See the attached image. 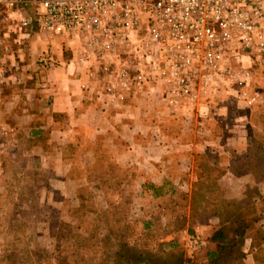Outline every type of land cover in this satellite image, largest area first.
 <instances>
[{
  "label": "rangeland",
  "instance_id": "1",
  "mask_svg": "<svg viewBox=\"0 0 264 264\" xmlns=\"http://www.w3.org/2000/svg\"><path fill=\"white\" fill-rule=\"evenodd\" d=\"M8 28L15 37L12 47L21 76L6 89L0 100V264H120L115 259L122 244L149 252L159 262L175 263L178 254L182 253L183 264H188V259H191L190 264H207V253L216 246L211 241L218 223L213 224L211 219L216 210L227 217L231 214L230 218L240 210L241 216L250 219L242 246L243 262L264 264V132L255 133L253 126L241 119L242 132L237 133L236 140L245 142L244 146L232 142L229 149L198 152L195 169H202L206 178L192 180L190 188H186L183 180H151L145 174L150 167L139 163H135V167L140 171L134 170L132 165L123 171L112 162L107 174L98 162L85 173L77 165L66 174L56 159L48 165L37 156L18 152L22 131L16 134L10 125L28 113L22 101L24 88L35 82L39 72L32 65L40 63L43 52L56 59L52 47L75 46L62 38L53 40L48 34L17 25H8ZM28 64L30 67L26 68ZM39 66L45 74L46 67ZM259 66L257 63L256 68ZM222 90L210 99L212 105L224 97L226 91ZM137 96L146 98L140 104L143 110L156 109L155 115H147L149 117L144 121L155 124L149 128L145 140L151 134L156 146L164 144L168 130L163 127L164 117H172L175 122L180 120L177 124L169 123L172 132L190 127V123L195 126L198 122L199 127L202 126L204 120L196 114L174 111L154 93L141 91ZM14 97L10 106L8 102ZM230 97L225 102L231 112L245 113L251 106L236 95ZM227 131L222 134L231 136L232 133ZM193 132L197 138L204 136L200 128ZM137 133L140 139L144 127ZM175 135L173 145L180 142L179 135ZM163 150L165 155L168 148L163 147ZM140 153L142 157L146 156ZM216 156L222 161L228 159L230 166L240 173L248 169L253 171L254 179L218 180L224 167L204 162V158L208 161ZM240 187L244 189L238 198L241 203L222 205L227 199L225 194ZM194 234L200 235V246L196 249L189 246L188 240Z\"/></svg>",
  "mask_w": 264,
  "mask_h": 264
},
{
  "label": "built area",
  "instance_id": "2",
  "mask_svg": "<svg viewBox=\"0 0 264 264\" xmlns=\"http://www.w3.org/2000/svg\"><path fill=\"white\" fill-rule=\"evenodd\" d=\"M8 25L73 44L89 74L102 69L103 93L117 105L149 91L201 119L224 85L249 86L264 59V0H0V100L21 76ZM41 62L56 66L45 52ZM236 90L249 105L262 98ZM188 240L200 246V235Z\"/></svg>",
  "mask_w": 264,
  "mask_h": 264
},
{
  "label": "crops",
  "instance_id": "3",
  "mask_svg": "<svg viewBox=\"0 0 264 264\" xmlns=\"http://www.w3.org/2000/svg\"><path fill=\"white\" fill-rule=\"evenodd\" d=\"M51 50L58 66L50 69L46 67L44 74V70H41L42 67L39 66L43 65L41 58L39 64L32 65V68L39 72H37L35 82L24 88L25 94L22 101L24 110H28V113L19 116L17 123L10 125V129L16 134L22 131L18 138V152L26 156H37L39 160L46 161L48 165L52 163V159H56L60 163V169L66 174L77 165L81 166V170L85 173L88 167H93L98 162L102 163L103 173L107 174L110 172L112 162L117 163L123 171L131 168V165L134 170L140 171L135 167L139 163L150 167L145 174L151 180L159 182L183 180L186 188H190L193 184L192 180L206 178V173L202 169H195L198 152L206 150L217 152L219 148L229 149L232 142L238 146H244L245 142L236 140L237 133L242 132L241 119H245L253 126L255 133L264 132V59L253 66L249 86L232 85V87L228 84V90L224 85L222 88L226 91L224 97L219 98L216 104H211L212 113L209 118L202 119L204 121L201 127L195 120L197 125L192 126L193 123H190V127L186 126L180 131L172 132L169 123L177 124L180 120L178 119L176 123L171 120L172 117H164L163 127L168 130L165 131L164 144L156 146L151 134L149 137L151 136L152 139L148 137L145 140L149 128L155 125L144 122L145 117H149L147 115L153 117L156 113V109L155 111L147 108L143 110L140 104L146 98L136 95L117 105L107 94L103 93L102 69L94 65L93 73L89 74L87 65L76 61L78 49L75 47H65V49L52 47ZM257 63L260 65L259 68H256ZM27 66L26 68H29L30 64ZM243 88L251 93L259 91L262 98L251 105L245 113L231 112L227 109L225 101L231 98L230 96L236 95V89L242 90ZM14 100L15 97L8 102L10 106ZM38 117L41 118L38 119ZM226 126L229 129H226ZM142 127H144V133L139 136V139L137 132L138 129L142 130ZM197 128L202 131L203 138L195 136L193 130L197 131ZM226 131L231 132V136L222 134ZM175 134L179 135L180 140L177 145L171 144L173 137L177 136ZM163 147L168 148L165 155ZM146 149L149 151L146 152ZM140 152L146 156L142 157ZM215 158H209L208 161L204 158V162L212 166L224 167L225 171L217 176L218 180L224 178L241 181L254 179L253 171L248 169L240 173L234 166H230L228 159L222 161L217 156ZM140 178L145 177L140 176ZM76 179L82 178L76 177ZM243 191V187H240L235 192L226 193L225 198L238 199ZM211 219L213 224L219 222L217 216H211Z\"/></svg>",
  "mask_w": 264,
  "mask_h": 264
},
{
  "label": "trees",
  "instance_id": "4",
  "mask_svg": "<svg viewBox=\"0 0 264 264\" xmlns=\"http://www.w3.org/2000/svg\"><path fill=\"white\" fill-rule=\"evenodd\" d=\"M223 202L222 205L234 204L235 206L241 203L238 199H224ZM235 212H233L235 213L234 217L230 218L231 214L227 217L220 211H215V216L219 218V222L215 225L216 228L211 234V241L216 246L214 250L207 253V264H245L243 262L242 246L245 242L246 232L250 228V219L247 220L244 216H241L240 210ZM155 258L149 252H143L127 244H122L120 250L117 251L115 262L120 264H183L182 253L178 254L175 263L159 262ZM190 262L191 259H188L187 263L190 264Z\"/></svg>",
  "mask_w": 264,
  "mask_h": 264
}]
</instances>
